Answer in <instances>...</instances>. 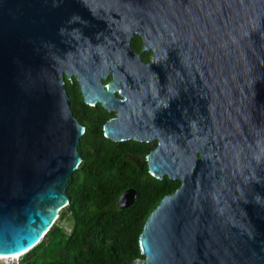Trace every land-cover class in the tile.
Masks as SVG:
<instances>
[{
  "label": "water",
  "instance_id": "obj_1",
  "mask_svg": "<svg viewBox=\"0 0 264 264\" xmlns=\"http://www.w3.org/2000/svg\"><path fill=\"white\" fill-rule=\"evenodd\" d=\"M72 74L116 115L106 137L157 139L150 173L180 180L129 264H264V0H0V255L30 250L68 203Z\"/></svg>",
  "mask_w": 264,
  "mask_h": 264
},
{
  "label": "trees",
  "instance_id": "obj_2",
  "mask_svg": "<svg viewBox=\"0 0 264 264\" xmlns=\"http://www.w3.org/2000/svg\"><path fill=\"white\" fill-rule=\"evenodd\" d=\"M100 127L80 138L82 160L67 181L68 203L19 264H129L144 257L139 249L144 222L179 181L157 179L146 165L131 164L121 154L122 145L106 138ZM128 188L136 190V198L121 208L119 195Z\"/></svg>",
  "mask_w": 264,
  "mask_h": 264
},
{
  "label": "flooded vegetation",
  "instance_id": "obj_3",
  "mask_svg": "<svg viewBox=\"0 0 264 264\" xmlns=\"http://www.w3.org/2000/svg\"><path fill=\"white\" fill-rule=\"evenodd\" d=\"M130 46L134 53L138 54L141 60V64H150L152 60L153 51L151 48L148 49H142L143 48V40L140 34L134 33L133 36L130 39ZM66 76L64 77V86L69 94L70 101H71V108H72V114L76 118V120L84 126V131L81 137L92 130H99L98 125H100V130L103 132V124L106 120L110 118L116 117V115L108 110H106L100 102H94L92 104L85 103L77 80L72 74L70 76L71 81L69 83L66 82ZM104 134V132H103ZM105 136V135H104ZM80 137V138H81ZM106 137V136H105ZM108 138V137H106ZM112 140L114 143L121 144L122 149L124 148V153L121 154L127 158L131 164H134L137 167H142L143 165H146L147 173L150 176H153L148 168L147 161H146V155L149 151H151L154 147L157 145V139H153L149 142H142V141H127V140ZM120 155V154H119ZM82 160V158H81ZM81 162V161H80ZM155 177V176H154ZM169 178L167 175H163L164 178ZM157 178V177H155ZM159 179V178H157ZM170 179V178H169ZM171 180H178L179 183L175 187L174 190L171 192H167L166 194L172 193L176 190V188L180 184L179 179H171Z\"/></svg>",
  "mask_w": 264,
  "mask_h": 264
},
{
  "label": "built area",
  "instance_id": "obj_4",
  "mask_svg": "<svg viewBox=\"0 0 264 264\" xmlns=\"http://www.w3.org/2000/svg\"><path fill=\"white\" fill-rule=\"evenodd\" d=\"M10 257H12L11 255L6 257V260L3 262V264H19V259L18 258H14L11 259ZM3 258V257H0Z\"/></svg>",
  "mask_w": 264,
  "mask_h": 264
},
{
  "label": "rangeland",
  "instance_id": "obj_5",
  "mask_svg": "<svg viewBox=\"0 0 264 264\" xmlns=\"http://www.w3.org/2000/svg\"><path fill=\"white\" fill-rule=\"evenodd\" d=\"M66 228H67V230H69V228H70V223H69V221H67V223H66ZM20 256L21 255H19V256H17V257H10L11 259H14V258H20ZM6 260V257H3V258H0V264H3V262Z\"/></svg>",
  "mask_w": 264,
  "mask_h": 264
},
{
  "label": "bare ground",
  "instance_id": "obj_6",
  "mask_svg": "<svg viewBox=\"0 0 264 264\" xmlns=\"http://www.w3.org/2000/svg\"><path fill=\"white\" fill-rule=\"evenodd\" d=\"M19 255H21V254H12L11 256H12V257H17V256H19ZM8 256H10V255H6V256L0 255V257H8Z\"/></svg>",
  "mask_w": 264,
  "mask_h": 264
}]
</instances>
